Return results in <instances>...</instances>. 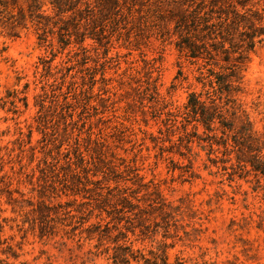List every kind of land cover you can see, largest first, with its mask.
<instances>
[{"label":"rangeland","instance_id":"obj_1","mask_svg":"<svg viewBox=\"0 0 264 264\" xmlns=\"http://www.w3.org/2000/svg\"><path fill=\"white\" fill-rule=\"evenodd\" d=\"M50 1L18 0L32 20L14 38L0 30V239L19 256L10 263L107 264L78 246L95 199L158 193L180 208L171 260L264 264V180L186 121L191 93L213 95L209 71L230 72L179 47L177 21L200 0H74L81 11L65 16ZM240 68L235 97L264 133V45ZM45 206L50 224L38 217Z\"/></svg>","mask_w":264,"mask_h":264},{"label":"trees","instance_id":"obj_2","mask_svg":"<svg viewBox=\"0 0 264 264\" xmlns=\"http://www.w3.org/2000/svg\"><path fill=\"white\" fill-rule=\"evenodd\" d=\"M248 2L200 0L196 10L189 15L183 13L177 24L179 28L184 27L187 34L181 37L179 46L186 57L207 63L220 57L229 64L225 69L230 70L226 75L209 71V77H214L215 81L210 79L213 95L208 93L205 100L197 93L189 95L184 108L186 121L194 123L193 137L207 143L211 151L217 147L224 150V155H234L237 167L260 181L264 180V133L255 129L250 113L235 97L243 82L240 67L250 54L264 45V10L248 7ZM78 4L74 0L50 1L57 16L80 12ZM31 9L28 7L26 11L18 0H0V30L9 29L8 36L17 37L20 30L26 28L28 18H32ZM232 54L236 56L232 58ZM26 99L25 107H28ZM11 105L13 109L9 111L15 114V101ZM132 198L101 195V199H95L98 201L89 210L90 216L82 218V225L87 227L80 231L79 249L88 245V259L102 258L107 264H187L181 256L171 260L169 255V250L175 248V243H168L172 238L169 231L180 208L167 203L158 193L151 200ZM77 212L85 214L82 209ZM71 213L67 208L64 214L73 217ZM38 217L42 224H50L53 219L50 207L40 209ZM93 217L94 223L91 222ZM5 220L0 217V233ZM5 244L0 239V264H12L10 260H17L19 256L9 245L1 247Z\"/></svg>","mask_w":264,"mask_h":264}]
</instances>
